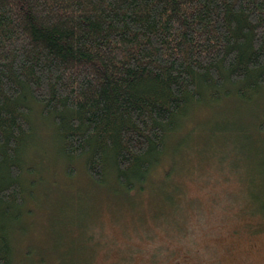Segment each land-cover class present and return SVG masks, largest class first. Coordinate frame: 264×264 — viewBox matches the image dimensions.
<instances>
[{
    "label": "trees",
    "instance_id": "1",
    "mask_svg": "<svg viewBox=\"0 0 264 264\" xmlns=\"http://www.w3.org/2000/svg\"><path fill=\"white\" fill-rule=\"evenodd\" d=\"M232 96L264 104V0H0V264L15 262L36 106L70 173L82 159L130 192L155 180L191 101Z\"/></svg>",
    "mask_w": 264,
    "mask_h": 264
},
{
    "label": "rangeland",
    "instance_id": "2",
    "mask_svg": "<svg viewBox=\"0 0 264 264\" xmlns=\"http://www.w3.org/2000/svg\"><path fill=\"white\" fill-rule=\"evenodd\" d=\"M260 98L191 101L166 138L168 154L157 157L165 159L149 176L155 180L130 192L111 174L107 183L91 179L82 159L70 161V173L52 123L36 106L24 217L10 235L14 264H200L170 243L193 218L207 226L209 264H264V220L251 212L264 199V176L256 174L264 167V139L251 126L264 108ZM157 239L160 247L150 250Z\"/></svg>",
    "mask_w": 264,
    "mask_h": 264
},
{
    "label": "clouds",
    "instance_id": "3",
    "mask_svg": "<svg viewBox=\"0 0 264 264\" xmlns=\"http://www.w3.org/2000/svg\"><path fill=\"white\" fill-rule=\"evenodd\" d=\"M207 230V226L202 220L193 218L187 225L186 234L170 243L174 248H180L190 255L198 256L200 264H209V254L205 249L208 239L206 236ZM161 243L162 241L157 239L151 242L148 247L150 250H154L160 247Z\"/></svg>",
    "mask_w": 264,
    "mask_h": 264
}]
</instances>
